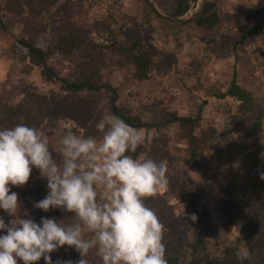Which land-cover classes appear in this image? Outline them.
Returning a JSON list of instances; mask_svg holds the SVG:
<instances>
[{
  "label": "rangeland",
  "instance_id": "374dc122",
  "mask_svg": "<svg viewBox=\"0 0 264 264\" xmlns=\"http://www.w3.org/2000/svg\"><path fill=\"white\" fill-rule=\"evenodd\" d=\"M13 2L11 10L8 0H0V95L11 103L21 100L29 89L46 95V119L35 124L52 137L50 147L58 152L65 132L62 123L76 124L78 129L74 130H83L86 135H98L95 123L106 113L115 114L112 99L114 92L118 93L117 105L140 115L147 123L137 127L146 137L143 155L167 164L168 182L179 175L203 190L200 215L212 218L217 228L209 239L212 253L222 258L229 254L232 264H264V31L245 44H238L244 31L264 24V0H218L222 22L214 30L195 22L194 16L204 0L192 2L186 16L193 19L185 23L167 18L175 16L179 0ZM72 33L100 44L108 43L114 33L121 40H141L155 62L151 78L140 81L124 62L109 55L100 58L86 47L72 55H54L48 66L64 79L74 80L85 71L96 74L106 85L102 91L73 93L63 90L59 83L47 82L39 66L25 71L28 65H34V60L30 56L23 59L28 52L21 41L45 39L54 44ZM236 73L238 83L254 98L253 108L246 111L237 99L218 96L230 88ZM201 107L203 120L198 132L216 128L217 136L209 146L205 168L194 170L178 124L164 123L170 113L197 116ZM235 177L240 188L230 198L225 187ZM42 181L46 195L47 181ZM12 190L18 193V213L39 222L45 212L33 206L44 198L36 171L27 185ZM167 191L168 183L146 198V203L164 225L166 260L180 256L186 262L195 221ZM226 200L241 210L239 221L232 227L226 225ZM53 214L57 221L65 223L74 215L59 209H53ZM0 216L6 223L13 218L3 210ZM175 238L179 247L170 244ZM243 251L249 253V258L238 257ZM254 251L258 254L252 258ZM75 252L65 245L51 256L54 262H76L81 257ZM86 259L88 264H102L95 250Z\"/></svg>",
  "mask_w": 264,
  "mask_h": 264
},
{
  "label": "clouds",
  "instance_id": "9594fccd",
  "mask_svg": "<svg viewBox=\"0 0 264 264\" xmlns=\"http://www.w3.org/2000/svg\"><path fill=\"white\" fill-rule=\"evenodd\" d=\"M62 126L58 152L37 127L19 123L0 129V210L13 217L6 223L0 216V264H35L42 257L44 264H88L92 250L102 264H168L164 225L146 203L166 187L168 166L134 155L146 141L144 131L112 113L95 123L98 135L74 130L76 124ZM34 169L47 181V194L34 208L73 213L69 223L54 217L37 222L18 213L12 188L27 185ZM65 245L81 259L54 262L51 253Z\"/></svg>",
  "mask_w": 264,
  "mask_h": 264
},
{
  "label": "trees",
  "instance_id": "16d2710c",
  "mask_svg": "<svg viewBox=\"0 0 264 264\" xmlns=\"http://www.w3.org/2000/svg\"><path fill=\"white\" fill-rule=\"evenodd\" d=\"M200 0H179L175 11V16H185L192 8V2L198 3ZM8 8L12 10L14 2L8 0ZM195 22L200 26L209 30H214L222 22V17L219 9L218 0H210L204 11L199 15ZM264 31V24H259L253 29L246 30L242 33V39L238 44H245L249 39ZM118 34L114 33V37L110 38L108 43L100 44L94 41H87L83 35L72 33L61 37L57 43H51L48 40L42 39L39 41H21L22 45L27 48L28 55H23V59L27 60L30 56L34 60V65H28L26 72H31L35 65L43 69V77L49 83L61 84L63 90L73 93L82 92H99L106 88L101 79L93 73L84 72L76 79H64L59 76L56 70L48 66L49 59L54 55H72L82 48H89L95 52L100 58L105 59L108 55L113 59H118L124 62L125 65L133 69L134 76L140 81H146L151 78L155 68L153 57L144 50V45L141 40L119 39ZM219 98L233 97L237 99L242 106V110L253 108L254 98L250 91L244 89L237 81V73L230 86L224 92L218 94ZM46 95H41L37 91L27 90L24 97L16 103H11L5 96L0 95V129L10 128L19 123H26L29 126L37 127L36 121L46 119ZM119 100L118 93L114 92L112 101L114 104V112L116 115L124 119L133 127H144L147 123L140 115L133 114L124 110L117 102ZM204 108L201 107L197 116L181 117L177 113H170L164 124H178L181 129V138L188 145V155L193 162L194 170L205 168L208 163L207 152L209 146L217 136V129L211 128L209 131L198 132L203 120ZM259 124H257V127ZM50 145L52 137H49ZM145 149L141 146L134 154L139 156L143 154ZM260 164V163H259ZM35 170V169H34ZM41 183L43 196L45 197V188L39 171L35 170ZM240 188V181L235 177L230 184L225 187V193L232 198L237 194ZM168 195H171L179 203L185 206L190 213V216L195 214L197 219L194 223L193 239L188 243V251L185 255L187 259L184 262L180 256L167 259L168 264H232L230 255L225 258L216 256L212 253L209 239L216 234V226L212 218L201 217L200 208L204 199L202 189L194 187L189 179L179 175L172 176L168 182ZM223 208L227 215L226 225L234 226L240 219L241 210L238 205L230 206L226 200L223 202ZM44 217L53 218V210L44 213ZM170 244L175 246L180 245L175 238ZM76 251L74 254H77ZM258 254L254 251V258ZM38 264H44L43 257Z\"/></svg>",
  "mask_w": 264,
  "mask_h": 264
},
{
  "label": "water",
  "instance_id": "95a60500",
  "mask_svg": "<svg viewBox=\"0 0 264 264\" xmlns=\"http://www.w3.org/2000/svg\"><path fill=\"white\" fill-rule=\"evenodd\" d=\"M208 1L207 0H204V4H203V7L201 8V10L197 13V15L194 16V18H197L199 15L202 14V12L204 11L206 5H207ZM155 10H157V8L155 7V5H153ZM158 11V10H157ZM167 17V16H166ZM175 22H180V23H185V22H188L190 21L191 19H193V17L189 18L187 17L186 15L185 16H182V17H179V16H172V17H167Z\"/></svg>",
  "mask_w": 264,
  "mask_h": 264
}]
</instances>
